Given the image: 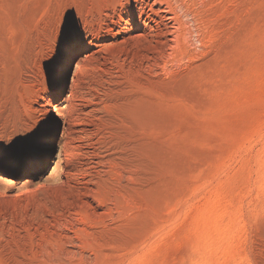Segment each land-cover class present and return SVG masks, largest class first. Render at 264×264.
I'll return each instance as SVG.
<instances>
[{
  "label": "rangeland",
  "instance_id": "374dc122",
  "mask_svg": "<svg viewBox=\"0 0 264 264\" xmlns=\"http://www.w3.org/2000/svg\"><path fill=\"white\" fill-rule=\"evenodd\" d=\"M1 189L0 264H264V0H0Z\"/></svg>",
  "mask_w": 264,
  "mask_h": 264
},
{
  "label": "bare ground",
  "instance_id": "6f19581e",
  "mask_svg": "<svg viewBox=\"0 0 264 264\" xmlns=\"http://www.w3.org/2000/svg\"><path fill=\"white\" fill-rule=\"evenodd\" d=\"M161 1H163V0H161ZM165 2L166 1H168V0H164ZM170 1V0H169ZM167 3H169V2H167ZM184 3H185V1H184ZM187 3V2H186ZM172 4V3H171ZM171 4H170V6H171ZM169 5V4H168ZM186 5V4H185ZM188 5V4H187ZM172 6H174V5H172ZM177 7V6H176ZM170 9H173V8H171V7H169ZM174 10H175V7H174ZM189 10V9H188ZM176 11V10H175ZM174 11V17H172V19L175 21V22H173L174 23V25H173V27H172V32H171V36H172V38H171V44H170V50L168 51V54H167V58H166V66H168L167 64H170V59L175 55V53L176 54H178L177 52H176V50H180V47L182 46V45H184V40H185V36H186V32H188V31H184V23L182 22V20H180L179 18L180 17H178V15L176 14V12ZM172 12H173V10H172ZM192 12V11H191ZM119 15V14H118ZM199 18V17H198ZM165 20V19H164ZM198 23V22H197ZM87 24V23H86ZM117 26V25H116ZM196 27H197V25H196ZM186 28V27H185ZM198 28V27H197ZM199 29V28H198ZM117 30V29H116ZM186 30H188V29H186ZM198 31H200V30H198ZM167 32V31H166ZM199 34H201L200 32H199ZM187 37V36H186ZM199 37V36H198ZM200 40V39H199ZM202 40V39H201ZM186 41V40H185ZM203 43V42H202ZM188 45V44H187ZM184 46H186V45H184ZM184 48V47H183ZM187 48H188V46H187ZM169 49V48H168ZM182 49V48H181ZM182 50H186V47H185V49H182ZM181 51V50H180ZM179 51V53L180 54H183L182 52H180ZM187 52H189V50L187 51ZM184 53H186L185 51H184ZM96 54V52H94V53H92V54H87L86 56H84V57H86V58H91V57H93L94 55ZM187 54V53H186ZM185 54V55H186ZM176 57L178 56V55H175ZM180 56V55H179ZM181 56H183V55H181ZM85 58V59H86ZM165 58V57H164ZM175 59V58H174ZM173 59V60H174ZM173 60H171V62L173 61ZM169 62V63H168ZM165 66V65H164ZM82 70V66H81V64H78L77 65V67H76V71H75V73H74V80H73V87L71 88V92H70V96L68 97V99H67V103H69V105L70 104H72L73 103V101L76 99V98H78L77 96L79 95V85H80V82H79V79H78V77H79V73H80V71ZM63 79H64V73H63V71L62 70H58V71H56L54 74H53V76H52V78H51V81H50V83H49V85H48V92H49V94L47 95V97L45 98V101H44V104H43V106H44V110H45V112L48 114V117H49V119L53 122V123H56V119L58 118V117H61V119H63L64 120V134L63 135H65V133L66 134H68V130H69V128H71L73 125H70L69 124V126H67V122L65 121V119L67 118L66 117V114H63V113H58V109H57V106H56V101L58 100V98H59V95H60V88H61V84H62V81H63ZM74 104H75V102H74ZM69 111V110H68ZM73 114V113H72ZM71 118V117H70ZM72 119V118H71ZM73 121H74V119H73ZM78 122H79V120H78ZM71 123H72V121H71ZM75 123V122H74ZM69 127V128H68ZM74 127V126H73ZM70 131H72V129L70 130ZM72 132H74V131H72ZM71 133V132H70ZM70 133H69V135H70ZM78 133V132H77ZM68 136V135H67ZM65 137V136H64ZM64 139V138H63ZM65 142V140L64 141H62V143L60 144V146L62 147V151H63V149L64 148H66V146H67V144H65L64 143ZM53 146H54V144H53V141H52V137H50L49 138V140L47 141V143L45 144V146H44V148H40L39 150H37V151H34V152H31V153H29V154H27L26 156H24L23 157V159H22V161H21V173H22V175H26V173L28 172V167H29V165H30V163L31 162H34L35 160H37V159H39V158H43V161H46L48 158H49V155L51 154V151H52V149H53ZM69 146H70V144H69ZM62 151L60 152L61 154H60V156H59V158L58 159H56V161H55V171H57V173L56 174H60V172L62 171V170H64L65 169V164H64V159H62ZM24 183H25V180H23V179H16V180H13L10 184H13V185H16L17 186V189L18 190H16V192L14 193L15 194V197L17 198V197H19L20 196V194H21V192H23V190H24ZM2 187H4V186H2ZM5 189V188H4ZM1 192H0V197H2L3 196V194L5 193L4 191H3V189H1L0 190ZM14 197V196H13Z\"/></svg>",
  "mask_w": 264,
  "mask_h": 264
},
{
  "label": "snow or ice",
  "instance_id": "6c2138e0",
  "mask_svg": "<svg viewBox=\"0 0 264 264\" xmlns=\"http://www.w3.org/2000/svg\"><path fill=\"white\" fill-rule=\"evenodd\" d=\"M66 27H67V43L69 47H71L74 42L75 37H74V24H73V21L69 18H66ZM41 135H42V126H38L33 131L31 136L26 139H35L36 141H38Z\"/></svg>",
  "mask_w": 264,
  "mask_h": 264
}]
</instances>
